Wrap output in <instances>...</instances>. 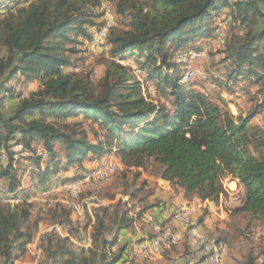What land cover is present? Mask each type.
<instances>
[{
  "label": "trees",
  "instance_id": "16d2710c",
  "mask_svg": "<svg viewBox=\"0 0 264 264\" xmlns=\"http://www.w3.org/2000/svg\"><path fill=\"white\" fill-rule=\"evenodd\" d=\"M6 1L9 5L0 20V46L6 51V57H0L4 77L0 107L16 97L7 85L18 76L26 83L41 82L42 89L22 100L12 116L0 115V178L6 181L2 185L21 190L25 200L21 206L0 205L1 264H14L26 256L38 225L29 224L34 207L28 191L21 189L26 169L14 166L17 145L32 154L27 158L36 167L30 175L31 189L83 179L98 167L89 170L82 165L90 158L115 156L127 171L142 169L152 159L161 168L159 177L182 189L187 198L218 203L228 195L226 183L237 182L244 193L240 207L231 214H247L264 225V129L253 124L264 110V52L258 51L264 39V0L119 1L116 13L124 15L127 29L109 35L111 60L99 85L72 73L78 65L68 54L77 51L66 47L75 41L71 34L92 43L102 25L99 0H31L28 5L0 0V11ZM222 14L243 22L252 16L262 26L233 48L236 66L224 85L228 88L243 77L258 88L253 96L261 101L245 117H234L224 100L180 85L181 68L174 62L178 51L196 48L198 41L211 37L216 27L209 24ZM135 52L145 58L142 70L168 92L171 109L147 99L131 68L113 60ZM80 116L97 126L93 140L85 130L77 131L80 123L74 120ZM35 142H41L48 154L44 168L39 167L42 159L36 155ZM3 156L8 157L6 166ZM75 167L72 177L61 176ZM111 208H93V219L87 214V224L80 227L70 208L53 207L55 223L69 236L56 231L43 235L39 264L121 263L127 245L115 252L112 248L133 221L126 219V211L115 208L110 213ZM91 223L90 246L75 245L71 238L83 243ZM145 263L149 261L131 264ZM244 264L260 263L250 256Z\"/></svg>",
  "mask_w": 264,
  "mask_h": 264
},
{
  "label": "rangeland",
  "instance_id": "374dc122",
  "mask_svg": "<svg viewBox=\"0 0 264 264\" xmlns=\"http://www.w3.org/2000/svg\"><path fill=\"white\" fill-rule=\"evenodd\" d=\"M5 1V0H4ZM121 0H115V13L117 10V3ZM141 2H146L147 0H140ZM9 5L7 1L0 11V20L4 13V9ZM16 8V7H15ZM227 11H229L227 9ZM117 14V13H116ZM119 17V25L117 20V26L111 30L110 35L113 36L119 32H122L127 29L125 27V18L123 14H117ZM227 19L228 20V31H227V44L223 49H214L207 50V58L205 62L201 65L203 71L207 72L210 76L208 81H199L198 91H204L208 97L215 101L224 100L228 103V110L234 112L235 114L239 113L237 110L229 106L231 102L225 100L219 90H213L211 86L216 85L218 89H223L228 91V93L235 92V88L243 94L246 98L244 100V107L241 109V114L247 115V113L261 101V97L254 98V94L258 90L257 87H254L251 80L241 77L239 82L242 83V86L237 85L235 82L230 83L231 87L226 88L224 85L229 80L230 72H233L236 66L235 61L231 58V53L233 48L237 47L244 39L251 37L252 35L259 33L262 30L260 21H255L252 16H248L246 22H243L239 19H234L231 15H220L218 18H215L210 22L211 28L218 25L219 20ZM75 41L72 43L66 44L67 48H74L77 52L69 53L68 56L75 61L78 65L75 68L79 69V72H73L81 78H89L95 85H99L101 80L104 77L105 70L108 64V61L111 60V46L109 45V50H96L92 47V43L85 44L82 38H77L74 34L70 35ZM205 40V41H204ZM198 45H205L206 39L198 41ZM194 44L187 46L193 47ZM197 45V47H198ZM206 46V45H205ZM185 48V47H184ZM258 51L264 52V39L258 44ZM0 57H6V51L0 46ZM127 59L131 61L132 66L138 67L140 69L142 64L145 61V58L138 55L135 52L133 55L129 56ZM159 65V64H158ZM74 68V69H75ZM132 70V69H131ZM166 71V70H165ZM144 76L138 78L142 84L144 96L161 105H164L171 109V97L168 95V92L163 90L162 83L157 79H152L150 74L144 69ZM170 74L172 71L169 72ZM4 82V77L0 75V87ZM9 88H13V91L16 95L15 98H12L10 101L6 102L3 106L0 107V115L4 117H10L13 115L15 109L18 107L19 103L23 100L20 95L24 96V99L30 98L32 95L37 94L41 89V82L37 81L34 84H28L22 80L20 76L16 77L11 83L7 85ZM14 87H18L16 91ZM4 90L0 91V98L3 96ZM237 115V116H238ZM241 116V115H240ZM77 121V120H75ZM80 123V126L77 127V131L85 130L89 134L91 140L95 137V132L97 126H94L89 120L83 118V120L77 121ZM264 123V118L262 119ZM61 149L60 146H57ZM63 151V150H61ZM106 161L102 160L100 166L105 164ZM98 165V166H99ZM161 168L158 167L152 159L148 160L145 167L142 169H132L127 171L124 166H121L119 171L110 179L97 183H90L84 186L83 193L78 201H72L67 195L59 194L56 196L52 202L45 201L39 195L41 190L37 189H28V194L31 199L30 202L33 204V216L29 224L34 226L36 222L45 223L53 225L55 220L53 218V207L57 204L64 205L72 210V215L74 216L76 222L78 223L79 219L84 217V214L87 208L91 209L99 205H110V213H113L116 208L117 211H126L125 217L128 221H134V219L141 216L138 212L135 211V205L140 204L144 208L146 203H149L151 206L152 202L149 200V189L145 187L143 180L139 178L143 173L153 177H159ZM147 186V185H146ZM233 201H236L239 198V194H235ZM63 201V202H62ZM234 203V204H235ZM78 205L82 207V213L76 208ZM232 206H229L228 209H225L228 216L231 218H225L222 224H219L215 230L206 229L203 223H201V218L209 214L208 208H205L201 211V215L194 219L195 225L188 228L193 230L194 228H200L202 231L201 236L195 237V245L201 246V243L204 239H216L222 242L226 246V251L229 250L228 256L229 261L227 264H244L246 259L250 256L258 259L260 264H264V225L251 221L248 215L238 214L232 215L231 211ZM146 211V210H145ZM60 216V215H59ZM61 217V218H60ZM60 220L64 218V214L60 216ZM79 227V226H78ZM111 231V230H110ZM113 230L110 232L112 233ZM87 235V234H86ZM149 234L147 236H151ZM111 238V236H110ZM142 238L133 240L131 243L126 244V256L121 261L120 264H131L133 261L140 262V259H131L129 257V248L134 242H138ZM119 246H117L118 248ZM192 246L190 243L185 240L175 248L163 254L162 257L149 261L145 264H182L181 255H192Z\"/></svg>",
  "mask_w": 264,
  "mask_h": 264
},
{
  "label": "built area",
  "instance_id": "2783aa9c",
  "mask_svg": "<svg viewBox=\"0 0 264 264\" xmlns=\"http://www.w3.org/2000/svg\"><path fill=\"white\" fill-rule=\"evenodd\" d=\"M12 1L15 3H22L24 5H28L31 2V0ZM99 2L100 4L98 12L101 15L102 25L94 35L92 47L96 50H109V35L111 30L117 26L115 0H99ZM218 22L219 23L216 26L214 34L211 37L206 38V46L198 45L196 48L181 50L175 54L174 62L181 68L179 84L183 87H194L197 89V82L209 80L210 76L201 68V65L207 58V50L214 49L216 51L217 49H223L227 44L228 20L223 19L222 21L219 20ZM113 60L125 67L131 68L133 74L138 78L144 76L145 74L144 70L132 66L131 61L127 58L121 59L119 57H115ZM73 72H79V69L75 68L73 69ZM213 87L216 88V85H213ZM14 89L17 91L18 87H14ZM201 92L207 95L204 91ZM19 97L24 100L23 95H20ZM240 98L241 95L238 90H236L234 93H231V95L227 92L224 93V99L228 102H231L230 104L233 105L232 107L234 108L238 104V100ZM235 109L238 110L237 108ZM230 113L234 117H238V114H235L232 111H230ZM16 149L17 151L14 158L18 159L21 153L24 151V147L22 145H17ZM47 156V152L43 151L42 157L47 158ZM120 168L121 164H119L117 161L108 160L105 164L101 166L99 165L94 171L87 174L83 179L69 182L64 185L44 188L39 192V195L42 199H45V201L49 202H52L54 199H56V196L59 194H65L72 201H78L82 196L85 185L106 181L113 177ZM24 203L25 200L21 195V190L12 191L3 186L0 182V205L21 206ZM76 208L78 211H80L79 214H81V205H78ZM205 208V203L202 201H199L196 204H182L174 210L172 214V221L179 224L183 228L188 229L194 225L195 213L199 210L202 211ZM134 209L136 212L141 214L142 217L145 216L146 211L142 205L137 204L135 205ZM79 223L82 225V222L79 221ZM183 240V233L172 225H155L153 227L152 236L143 235L142 240L132 243L129 248V257L131 259L153 261L162 257L164 253L181 244ZM201 246L203 248L204 254L207 255L208 264H224L226 246L222 242L216 239H204L201 243ZM117 249L118 248L116 245L112 248V251L115 252Z\"/></svg>",
  "mask_w": 264,
  "mask_h": 264
},
{
  "label": "crops",
  "instance_id": "0c3cea01",
  "mask_svg": "<svg viewBox=\"0 0 264 264\" xmlns=\"http://www.w3.org/2000/svg\"><path fill=\"white\" fill-rule=\"evenodd\" d=\"M204 62H205V60H204ZM63 72H69V71L63 70ZM28 84H34V83H28ZM236 84L239 86H242L241 82H238ZM228 86L231 87L230 84ZM211 88L213 90L216 89V90H219L220 92H222L221 96L223 98H224V93L225 92L228 93V91L223 90V89H218V87L215 88V87L211 86ZM235 89L237 90V88H235ZM229 94L231 95V93H229ZM240 95H241V98L238 100V104H237L238 106L237 105L236 106L234 105V106H235V108L238 109L237 110L239 113L238 117H245L246 115L241 114L240 111L244 107V100L246 97L243 94H240ZM10 100L11 99H7L5 101V103L10 101ZM229 106H233V105L229 104ZM263 118H264V110L261 114H259L258 116H256L254 118L253 124L255 126H258L261 129H264V123L262 122ZM75 120H77V121L83 120V117L80 116L79 118H76ZM34 147H35L36 155L41 157V159H42V161L40 160V164H39L40 166L39 167L44 168L47 158L42 157V152L45 151V148L41 142H35ZM13 151L16 153V151H17L16 147L13 148ZM31 155L32 154H29V153L23 151L21 153L20 157L18 159H15V161H14V166L16 168L17 167H24L26 169V172L22 176V187H21L22 191H24V190L28 191V189L31 188L30 175L32 173V170L36 169V167L32 165L31 161L27 160V158L30 157ZM102 160L108 161V160H117V159L115 156H105L101 160H95V159L90 158L89 160H86L85 162H83L82 165L84 167L88 168L89 170H93L96 168V166H98L100 164V162ZM7 163H8V157L3 156L2 157V165L6 166ZM76 170H77V167L71 168V169H69L68 172L62 173L61 176L62 177H72L74 175V173L76 172ZM139 178H141V180H143V183H145L147 185V186L145 185V187L150 190L148 197H149L150 202H152V204L150 206L149 203H146L147 205L145 207V210H146L145 216H143L139 220L137 218L134 219V221L132 220L133 221L132 226L119 233V237H118V241H117V246H119L118 248H120L123 245H126L128 243H131L135 239L142 238L143 235L153 234V227L155 225H162V224H168L169 223L173 227H175L177 230H179L180 232L183 233L184 240L185 241L188 240V242L192 246L191 247L193 249L192 252L194 251V253L192 255H184V256L181 255L182 257L180 259L181 260L180 263H182V264H208L207 261L203 260V253L200 250L201 247L195 245V241H196L195 237L201 236V234H202L201 229L200 228H194L193 230H191V229L183 228L179 224L172 221V218H171L174 210L178 206L185 204V203L196 204L201 200H199L196 197L187 198L182 189L173 188V186L171 185L170 182L165 181V180L161 179L160 177H153V176L147 175L146 173H143ZM0 182L4 183L6 181L4 179L0 178ZM226 188L228 190V195L226 197L222 196L218 203L211 202V201H205L204 202L206 208H208L209 214L207 216L202 217L200 221H201V223H203V225L205 226L206 229L210 228L212 230H215V228L219 224L223 223L225 218H227V217L231 218V216L227 215V212H229V211L226 212V210H225V209H228L229 206H232L230 208H232V210H234L235 208H238L241 205V199L243 197L244 191L242 188L238 187L237 182L228 181L226 183ZM235 194H239V198L236 201V203L233 201V199H234L233 197ZM104 205H106V204H104ZM92 209H91V207L87 208V210L84 214V217L79 219V221L82 222V225H81V223H79V221L77 223L74 216L72 215L71 218H72L74 224H78L80 227H83L85 225V223L87 224V214L93 219ZM200 215H201V211L199 210L195 213L194 219H196ZM232 215H234V214H232ZM245 215H247V214H245ZM32 216H33V213H32ZM31 219H32V217H31ZM31 219H30V221H31ZM92 224L93 223H91V225H89L87 228V231H86L87 235L82 236L85 240L83 243L77 241L74 238H71L72 242L75 245L84 246L85 248L90 246V232L92 229ZM194 225H195V223H194ZM52 231L58 232L63 237L69 236V234L63 232L62 228L56 223H53V225H49V224H45L42 222L41 223L38 222V225L36 228V233H35V238H34L33 242L28 245L26 256L20 260L15 261L14 264H39L40 260L42 258V250L39 248V242H40L41 238L43 237V235H45L46 233H50ZM126 252L127 251L124 252L123 259L126 256V254H125ZM228 252H229V250L226 251V253H225L224 264H227L229 261ZM1 262H2V260L0 258V264H1Z\"/></svg>",
  "mask_w": 264,
  "mask_h": 264
}]
</instances>
